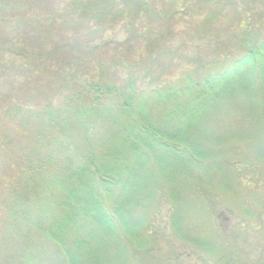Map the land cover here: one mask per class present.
<instances>
[{
  "label": "trees",
  "instance_id": "1",
  "mask_svg": "<svg viewBox=\"0 0 264 264\" xmlns=\"http://www.w3.org/2000/svg\"><path fill=\"white\" fill-rule=\"evenodd\" d=\"M194 1L207 7L209 21L227 8L264 6L263 0H69L59 11L48 0H0V69L11 54L36 64L2 30L9 24H37L36 35L53 44L56 26H68L69 41L64 34L67 42L51 55L57 48L80 51L82 38L86 47L122 25L127 39L120 46L129 56L143 41L156 46L147 30L153 20L169 24L177 8L190 9ZM32 47L34 55H44ZM71 59L75 77L61 104L0 105V264H119L122 252L139 264H160L165 259L153 249L158 232L144 227L148 219L133 218L140 207L137 194L154 168L166 171L161 162L171 149L190 156L188 164L175 160V166L202 170L205 155L187 144L181 118L214 105L218 97L212 93L229 89L241 71L257 69L264 61V32H244L234 57L157 89L138 88L136 79L106 67L98 77L85 78L79 75L81 54ZM141 227L146 233H137ZM186 241L207 249L191 237ZM226 254L231 260L233 252Z\"/></svg>",
  "mask_w": 264,
  "mask_h": 264
},
{
  "label": "rangeland",
  "instance_id": "2",
  "mask_svg": "<svg viewBox=\"0 0 264 264\" xmlns=\"http://www.w3.org/2000/svg\"><path fill=\"white\" fill-rule=\"evenodd\" d=\"M48 1L59 11L69 2ZM193 3L197 5L192 4L190 9L177 8L169 24L153 20L147 30L158 41L156 46L150 48L143 41L129 56L120 46L127 39L122 25L94 38L88 47L82 38L78 41L84 46L81 52L57 48L52 55L56 45L64 46L69 41L68 26H56L51 34L56 36L55 44L36 35L37 24L5 26L2 30L28 49L27 56L34 58L31 62L37 59L31 65L14 54L6 56L7 67L0 69V105L61 104L75 77L73 55L83 58L80 76L96 78L106 67L124 79H136L138 88L149 90L195 75L202 65L234 57L244 32H264L262 5L249 2L237 11L227 8L209 21L207 7L198 1ZM13 12L9 10V14ZM64 34L67 40L62 39ZM37 38L39 42H31ZM32 46L44 55H34ZM235 81L230 82L229 89L212 93L218 97L214 105H205L181 118L187 144L205 155L202 170L175 166V160L188 164L190 156L171 149L168 155H162L161 165L166 171L158 173L154 168L152 179L137 194L140 207L133 218L138 222L148 219L144 227L158 232L153 249L155 256L165 259L160 264H169L168 259L171 264H264V61L257 69L241 71ZM145 230L138 228L137 233ZM187 237L209 250L186 241ZM226 251L233 252L231 260ZM119 264L139 262L122 252Z\"/></svg>",
  "mask_w": 264,
  "mask_h": 264
}]
</instances>
